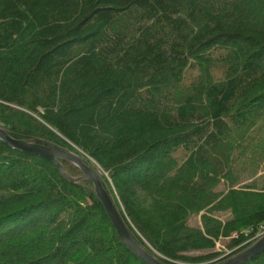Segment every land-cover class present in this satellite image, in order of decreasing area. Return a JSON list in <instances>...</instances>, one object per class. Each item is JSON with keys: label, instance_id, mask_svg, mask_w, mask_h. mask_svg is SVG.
Masks as SVG:
<instances>
[{"label": "trees", "instance_id": "obj_1", "mask_svg": "<svg viewBox=\"0 0 264 264\" xmlns=\"http://www.w3.org/2000/svg\"><path fill=\"white\" fill-rule=\"evenodd\" d=\"M0 127L95 162L163 264L222 263L264 231V0H0ZM59 162L0 140V264H147Z\"/></svg>", "mask_w": 264, "mask_h": 264}, {"label": "water", "instance_id": "obj_2", "mask_svg": "<svg viewBox=\"0 0 264 264\" xmlns=\"http://www.w3.org/2000/svg\"><path fill=\"white\" fill-rule=\"evenodd\" d=\"M0 140L8 144L14 149L24 151L33 155L44 157L54 163L62 173L64 169L59 160H67L75 164L82 171V177L87 178L93 183L95 193L101 201L110 221L112 222L121 241L137 256L142 258L147 264H163L153 254L147 251L130 233L115 207L111 196L103 187L102 181L98 173L83 159L73 151L54 146L45 141L38 140H22L11 137L3 128L0 127ZM65 174V173H64ZM74 179H71L73 181ZM264 250V236L255 243L233 255L226 261L218 264H242L244 261L254 257Z\"/></svg>", "mask_w": 264, "mask_h": 264}, {"label": "rangeland", "instance_id": "obj_3", "mask_svg": "<svg viewBox=\"0 0 264 264\" xmlns=\"http://www.w3.org/2000/svg\"><path fill=\"white\" fill-rule=\"evenodd\" d=\"M62 148V147H61ZM64 149H66V148H64ZM67 150H70V151H73V152H75L76 154H78L81 158H82V156L80 155V151L79 150H77L76 149V147H73L72 149H67ZM91 165L90 166H94V170L98 173V175H99V177H100V175L103 177L104 176V178L106 179V181L105 182H107L106 183V186H107V188L111 191V193H112V196H113V199H114V201L116 202V204H117V207L118 208H122V206H121V204L119 203V201L117 200V198H116V196H115V193H114V190H113V187H112V184L110 183V178L108 177V175L104 172V171H102L101 169H100V167L95 163V162H93L92 160H91V163H90ZM262 174H264V167H260L259 169H258V172H257V174L253 177L254 179L255 178H257L258 176H260V175H262ZM247 182H251V180H248V181H244V183H247ZM222 189V185H220L219 186V190H221ZM223 190H226V188H223ZM224 196V194L222 195V196H220V198H222ZM113 201V200H112ZM202 213V212H201ZM200 213V214H201ZM200 214L199 215H193V216H191L190 217V219H189V221H188V223L190 224V226H196V225H198L199 224V221H200ZM218 215V214H217ZM133 230H134V228H133ZM136 232V231H135ZM137 233V232H136ZM191 233V231L189 230V229H185V230H183L182 231V235L183 236H186V235H188V234H190ZM138 235V234H137ZM257 236L255 237V239H254V241L250 244V245H252L253 243H255L257 240H259L260 238H262L263 236H264V231H261V232H259V233H257L256 234ZM142 239V238H141ZM143 243L145 244V246H147V247H149V245L146 243V241L145 240H143ZM225 243H226V240L225 239H219V240H217L216 241V245H215V250H217V251H221V250H223L224 252L222 253V255H224V254H226V253H230V250L228 251V249L225 247ZM249 245V246H250ZM143 246V245H142ZM248 246V247H249ZM155 253V252H154ZM152 254V253H151ZM156 254V253H155Z\"/></svg>", "mask_w": 264, "mask_h": 264}]
</instances>
